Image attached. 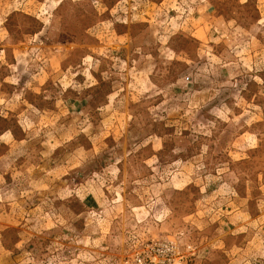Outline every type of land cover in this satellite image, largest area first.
<instances>
[{
    "label": "rangeland",
    "instance_id": "obj_1",
    "mask_svg": "<svg viewBox=\"0 0 264 264\" xmlns=\"http://www.w3.org/2000/svg\"><path fill=\"white\" fill-rule=\"evenodd\" d=\"M264 264V0H0V264Z\"/></svg>",
    "mask_w": 264,
    "mask_h": 264
},
{
    "label": "built area",
    "instance_id": "obj_2",
    "mask_svg": "<svg viewBox=\"0 0 264 264\" xmlns=\"http://www.w3.org/2000/svg\"><path fill=\"white\" fill-rule=\"evenodd\" d=\"M141 251H135L127 261L130 264H175L183 256L172 241L151 240L143 243Z\"/></svg>",
    "mask_w": 264,
    "mask_h": 264
}]
</instances>
